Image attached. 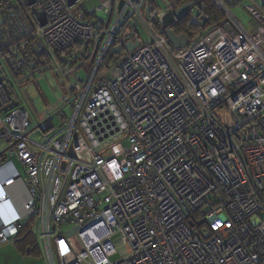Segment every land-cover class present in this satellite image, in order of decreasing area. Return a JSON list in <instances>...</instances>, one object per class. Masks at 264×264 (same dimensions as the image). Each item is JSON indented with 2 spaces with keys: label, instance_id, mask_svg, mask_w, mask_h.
<instances>
[{
  "label": "built area",
  "instance_id": "built-area-1",
  "mask_svg": "<svg viewBox=\"0 0 264 264\" xmlns=\"http://www.w3.org/2000/svg\"><path fill=\"white\" fill-rule=\"evenodd\" d=\"M25 1L0 0V168L25 171L1 185L29 192L0 244L31 234L44 264H264V21L249 32L244 0H211L223 22L175 49L152 0ZM47 70L85 75L71 116L30 130L21 87ZM114 134L127 147L96 153Z\"/></svg>",
  "mask_w": 264,
  "mask_h": 264
},
{
  "label": "rangeland",
  "instance_id": "rangeland-1",
  "mask_svg": "<svg viewBox=\"0 0 264 264\" xmlns=\"http://www.w3.org/2000/svg\"><path fill=\"white\" fill-rule=\"evenodd\" d=\"M257 4L263 5L264 0H256ZM23 8L26 11L30 10L29 2L24 0ZM176 0H152V5L160 9H166V7H171L175 4ZM101 5V0H86L84 2V8L87 11L94 12ZM58 7L61 6V2H58ZM21 7L19 10L18 18L22 15L24 16V11ZM57 10L56 6L52 7V11ZM142 12L145 15V6L142 8ZM195 9V13L197 14ZM230 12L233 16L242 22L243 26L249 32H252L256 27H260L264 21V14L260 8L250 0H244L243 3L230 8ZM101 15L106 16L105 10L101 11ZM2 18L0 16V22ZM114 21V19H113ZM112 21V22H113ZM213 25H208L204 27H197L190 32V37L193 42L197 41L202 35L212 29ZM137 30L141 36L142 43L150 41V35L145 28V26L138 22ZM112 66V64L110 65ZM84 70H81L79 73L73 74L70 78L62 77L60 75H55L53 71H44L42 73H37L32 77V82L29 84H24L21 87V97L20 104L22 107H25L31 117V128H35L38 124L43 123L52 117L49 121L55 126L62 124L61 116L59 111H63L67 117H70L73 109L70 104L66 105L64 100L70 99L71 87L78 76H84ZM20 82V81H19ZM219 115L222 118L224 123L231 121L230 114H227L225 111L221 112L219 110ZM39 133H35L32 137L35 140L39 141ZM123 135L114 134L109 138L103 140V142L95 148L96 153L105 152V154H113L116 149L125 148L128 145V141L123 139ZM7 148V143L5 141H0V152ZM107 156V155H104ZM15 164L18 165L20 172L25 176V171L22 164L18 159H14ZM17 194V191H15ZM18 195V194H17ZM207 226L203 225L200 228V231L206 230ZM119 255L116 254L113 259H118Z\"/></svg>",
  "mask_w": 264,
  "mask_h": 264
},
{
  "label": "crops",
  "instance_id": "crops-1",
  "mask_svg": "<svg viewBox=\"0 0 264 264\" xmlns=\"http://www.w3.org/2000/svg\"><path fill=\"white\" fill-rule=\"evenodd\" d=\"M179 8L180 7L173 8V12ZM206 25H209V22L205 24L204 28ZM200 27L202 26L200 25ZM17 169H19L18 165L15 167L12 164L0 168V193L6 192L10 197V201L0 208V212L5 218H13L18 214H24V204L29 198V192L22 181H18L13 186L5 189L1 185V182L14 176ZM15 191H17L18 195ZM21 240L22 239L20 238L19 242L13 240L5 244H0V264H44L41 258L40 247L37 246L30 249V247L36 243L33 238L31 237L27 239L26 242L29 244L27 249L25 248V242H22ZM29 252L32 253L30 254Z\"/></svg>",
  "mask_w": 264,
  "mask_h": 264
},
{
  "label": "trees",
  "instance_id": "trees-1",
  "mask_svg": "<svg viewBox=\"0 0 264 264\" xmlns=\"http://www.w3.org/2000/svg\"><path fill=\"white\" fill-rule=\"evenodd\" d=\"M190 2H191V0H179L176 3V7H182V6H184ZM203 5H204V11L200 10L199 7H195L193 9H191L185 16H183L180 19H177L175 21V23L172 25V30L178 36L185 34V35H188L190 37V32L193 29L200 27V23H201V19H202L203 15L206 16V18L209 22V25H218L221 22H223L225 16L221 12V10L213 3V1L203 0ZM195 9L198 11L197 14L195 13ZM206 26H208V25H206ZM49 124L52 125L51 122ZM24 224H25L24 227H26L27 223H24ZM28 226H30V225H28ZM31 237L33 238V240L35 242V239L31 234H26V232H25L24 234L22 233V235H21V239H22L21 241L25 242V244H26L25 248L26 249L29 246V244H27L26 241H27V239H29ZM15 241L19 242V239H16ZM30 242H31V239H30ZM33 247H37L36 243L33 246H31L30 249Z\"/></svg>",
  "mask_w": 264,
  "mask_h": 264
},
{
  "label": "water",
  "instance_id": "water-1",
  "mask_svg": "<svg viewBox=\"0 0 264 264\" xmlns=\"http://www.w3.org/2000/svg\"><path fill=\"white\" fill-rule=\"evenodd\" d=\"M193 2H190L182 7H180L179 9H177L175 12L173 11H169L167 12L163 18H162V22H163V29H164V34L167 37L169 43L175 48V49H183L185 47L188 46L189 44V37L185 34L178 36L173 30H172V25L175 23V21L177 19L182 18L183 16H185L190 10L191 7L194 6V3L196 4L197 7L200 8V10L204 11V5L202 3V0H192ZM207 18L205 15H203V21L201 22V26L203 27L206 23H207ZM134 34H131L128 37V43H127V48L129 50H134L136 47H138L140 45V42L138 39H135L134 42L132 41L131 37H133ZM18 103L14 102L13 104H10L7 108L5 107L3 110L5 111L8 108L17 106ZM53 117V116H52ZM52 117H50L48 120H50ZM48 120L44 121L47 122ZM41 124H38L37 127H39ZM117 131V129H116ZM114 132H111V134H113ZM203 222L199 223L202 224ZM73 233V231L71 232Z\"/></svg>",
  "mask_w": 264,
  "mask_h": 264
},
{
  "label": "bare ground",
  "instance_id": "bare-ground-1",
  "mask_svg": "<svg viewBox=\"0 0 264 264\" xmlns=\"http://www.w3.org/2000/svg\"><path fill=\"white\" fill-rule=\"evenodd\" d=\"M179 0H176V2H175V4L173 5V6H171V7H169V11H173V8H175L176 7V3L178 2ZM191 2H193V1H191ZM202 3H203V0H202ZM193 7H197L196 6V4L194 3V6ZM192 8V7H191ZM193 9V8H192ZM202 21H203V16H202ZM201 21V22H202ZM207 23H208V21H207ZM200 25H201V23H200ZM205 26V25H204ZM203 26V27H204ZM12 108V107H11Z\"/></svg>",
  "mask_w": 264,
  "mask_h": 264
},
{
  "label": "clouds",
  "instance_id": "clouds-1",
  "mask_svg": "<svg viewBox=\"0 0 264 264\" xmlns=\"http://www.w3.org/2000/svg\"><path fill=\"white\" fill-rule=\"evenodd\" d=\"M24 186H25V185H24ZM2 187H3V185H2ZM25 187H26V186H25ZM3 188H4V187H3ZM4 189H5V188H4ZM4 194H7V193H6V192H1V193H0V197H2ZM7 195H8V194H7ZM8 196H9V195H8ZM9 201H10V197H9ZM4 204H5V203H4ZM4 204H3V205H4ZM3 205H2V206H3ZM2 217H3L4 220H11V219H12V218H5L4 216H2ZM13 218H14V217H13Z\"/></svg>",
  "mask_w": 264,
  "mask_h": 264
},
{
  "label": "flooded vegetation",
  "instance_id": "flooded-vegetation-1",
  "mask_svg": "<svg viewBox=\"0 0 264 264\" xmlns=\"http://www.w3.org/2000/svg\"><path fill=\"white\" fill-rule=\"evenodd\" d=\"M162 10V9H161Z\"/></svg>",
  "mask_w": 264,
  "mask_h": 264
}]
</instances>
